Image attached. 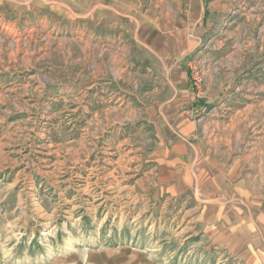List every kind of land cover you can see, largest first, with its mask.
<instances>
[{
  "label": "rangeland",
  "instance_id": "1",
  "mask_svg": "<svg viewBox=\"0 0 264 264\" xmlns=\"http://www.w3.org/2000/svg\"><path fill=\"white\" fill-rule=\"evenodd\" d=\"M191 146L264 185V0H0V264H239Z\"/></svg>",
  "mask_w": 264,
  "mask_h": 264
},
{
  "label": "crops",
  "instance_id": "2",
  "mask_svg": "<svg viewBox=\"0 0 264 264\" xmlns=\"http://www.w3.org/2000/svg\"><path fill=\"white\" fill-rule=\"evenodd\" d=\"M191 147L187 165L192 170L190 172L188 168L187 173L192 175L193 182L196 178L197 199L202 203L199 220L204 223L203 228L213 232L211 238L216 239L213 243L233 254L237 263L264 264V185L257 174L249 179L242 178L245 169L240 157L220 162L214 154L208 153L201 161V152L193 154L194 146ZM27 182L25 187L31 193L34 181L30 179ZM6 196L8 192L5 191L1 200ZM7 214L1 227L4 236L0 237V257L12 253L19 244L15 232L19 219L12 217L15 211ZM202 234L204 236V231Z\"/></svg>",
  "mask_w": 264,
  "mask_h": 264
},
{
  "label": "bare ground",
  "instance_id": "3",
  "mask_svg": "<svg viewBox=\"0 0 264 264\" xmlns=\"http://www.w3.org/2000/svg\"><path fill=\"white\" fill-rule=\"evenodd\" d=\"M41 236L42 237H46V236H49L50 235V233H49V230L48 229H45V230H43V231H41ZM42 244V243H41ZM42 245H44V244H42Z\"/></svg>",
  "mask_w": 264,
  "mask_h": 264
}]
</instances>
